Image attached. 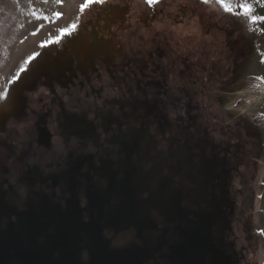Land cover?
Listing matches in <instances>:
<instances>
[{"label":"flooded vegetation","instance_id":"af4514ba","mask_svg":"<svg viewBox=\"0 0 264 264\" xmlns=\"http://www.w3.org/2000/svg\"><path fill=\"white\" fill-rule=\"evenodd\" d=\"M77 36L85 72L99 43ZM63 57L4 90L0 264H254L258 160L215 128L195 137L196 92L160 83V67L117 81Z\"/></svg>","mask_w":264,"mask_h":264},{"label":"rangeland","instance_id":"374dc122","mask_svg":"<svg viewBox=\"0 0 264 264\" xmlns=\"http://www.w3.org/2000/svg\"><path fill=\"white\" fill-rule=\"evenodd\" d=\"M227 2L232 11L218 0H0V93L62 67L66 53L76 72L71 44L79 32L99 43L93 64L79 74L121 81L130 73L148 82L160 67V83L163 76L170 88L196 92L203 121L195 137L215 128L233 152L258 160L245 178L255 203L248 241L254 264H264V20L251 19L264 17V0ZM6 100L7 93L0 96L2 108Z\"/></svg>","mask_w":264,"mask_h":264},{"label":"snow or ice","instance_id":"6c2138e0","mask_svg":"<svg viewBox=\"0 0 264 264\" xmlns=\"http://www.w3.org/2000/svg\"><path fill=\"white\" fill-rule=\"evenodd\" d=\"M205 2H207V0H205ZM219 3H221L223 5V7L225 8V10L227 11H232V8L230 7L229 3L227 2V0H218ZM88 6L87 3L85 4H82L80 5V10L83 11L86 7ZM241 8H243L244 10V14H248L249 12H251V6L248 5L246 2L245 3H242L240 5ZM57 17H59L61 14L60 13H56ZM251 19L253 21H256V20H264V17H257V16H252ZM76 27L75 24H72L70 26V28H65L63 29L62 31L67 34L71 29H74ZM14 79V78H13ZM12 81H9V83H11ZM3 95H6V91L3 92V93H0V96H3Z\"/></svg>","mask_w":264,"mask_h":264},{"label":"trees","instance_id":"16d2710c","mask_svg":"<svg viewBox=\"0 0 264 264\" xmlns=\"http://www.w3.org/2000/svg\"><path fill=\"white\" fill-rule=\"evenodd\" d=\"M264 182H262V184H263Z\"/></svg>","mask_w":264,"mask_h":264}]
</instances>
